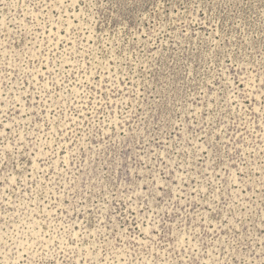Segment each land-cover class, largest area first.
Instances as JSON below:
<instances>
[{
  "label": "rangeland",
  "instance_id": "rangeland-1",
  "mask_svg": "<svg viewBox=\"0 0 264 264\" xmlns=\"http://www.w3.org/2000/svg\"><path fill=\"white\" fill-rule=\"evenodd\" d=\"M0 264H264V0H0Z\"/></svg>",
  "mask_w": 264,
  "mask_h": 264
}]
</instances>
